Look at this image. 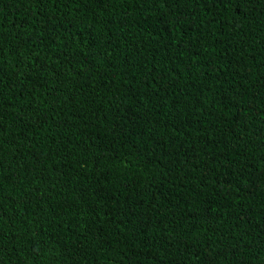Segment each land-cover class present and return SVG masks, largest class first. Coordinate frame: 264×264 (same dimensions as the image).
<instances>
[{
    "label": "trees",
    "instance_id": "trees-1",
    "mask_svg": "<svg viewBox=\"0 0 264 264\" xmlns=\"http://www.w3.org/2000/svg\"><path fill=\"white\" fill-rule=\"evenodd\" d=\"M0 264H264V0H0Z\"/></svg>",
    "mask_w": 264,
    "mask_h": 264
},
{
    "label": "clouds",
    "instance_id": "clouds-1",
    "mask_svg": "<svg viewBox=\"0 0 264 264\" xmlns=\"http://www.w3.org/2000/svg\"><path fill=\"white\" fill-rule=\"evenodd\" d=\"M147 53H148L147 47L139 43V55L144 56Z\"/></svg>",
    "mask_w": 264,
    "mask_h": 264
}]
</instances>
